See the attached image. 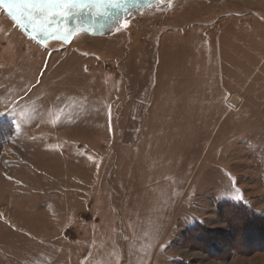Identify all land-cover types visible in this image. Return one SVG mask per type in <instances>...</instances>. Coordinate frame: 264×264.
<instances>
[{
  "label": "rangeland",
  "instance_id": "1",
  "mask_svg": "<svg viewBox=\"0 0 264 264\" xmlns=\"http://www.w3.org/2000/svg\"><path fill=\"white\" fill-rule=\"evenodd\" d=\"M17 2L0 264H264V0Z\"/></svg>",
  "mask_w": 264,
  "mask_h": 264
},
{
  "label": "trees",
  "instance_id": "2",
  "mask_svg": "<svg viewBox=\"0 0 264 264\" xmlns=\"http://www.w3.org/2000/svg\"><path fill=\"white\" fill-rule=\"evenodd\" d=\"M0 130H5V129H0ZM0 135H1V131H0ZM1 138L3 137L0 136V149L2 148L4 144V140H5ZM230 206L231 208L234 207L236 211L239 210L238 212L242 214L241 218H243V222L245 224V233L243 236L245 237L243 239L246 240L245 244H250V246H254V248L255 246L263 247L264 246V224L260 220V216H258L259 214H257L256 212L246 213L247 209L245 208V205L240 204V203H231Z\"/></svg>",
  "mask_w": 264,
  "mask_h": 264
},
{
  "label": "snow or ice",
  "instance_id": "3",
  "mask_svg": "<svg viewBox=\"0 0 264 264\" xmlns=\"http://www.w3.org/2000/svg\"><path fill=\"white\" fill-rule=\"evenodd\" d=\"M0 5H3L4 7H6L9 10V14L13 15L15 10L18 9H26L29 6L25 3H19L17 2V0H0ZM77 6H88V5H77L75 3H64L63 5L60 4H51L49 5V7H63V8H75ZM107 7H120V5H116V4H109L107 5ZM13 19H17V17L15 15H13ZM126 26V25H124Z\"/></svg>",
  "mask_w": 264,
  "mask_h": 264
},
{
  "label": "crops",
  "instance_id": "4",
  "mask_svg": "<svg viewBox=\"0 0 264 264\" xmlns=\"http://www.w3.org/2000/svg\"><path fill=\"white\" fill-rule=\"evenodd\" d=\"M233 53H234V50H233ZM234 57V56H233ZM233 57L232 58H230V61L232 62V60H233ZM234 61H235V59H234ZM234 61H233V63H234ZM233 63H230V64H233ZM240 100V96L236 93V92H229L228 93V95H227V97L225 98V102L227 103V101H228V103L230 104V103H233L234 105H236L237 104V102ZM18 135V138L19 139H28V137H26L24 134H22V133H19L18 131H17V133H16V136ZM30 139H33L32 137H29Z\"/></svg>",
  "mask_w": 264,
  "mask_h": 264
}]
</instances>
